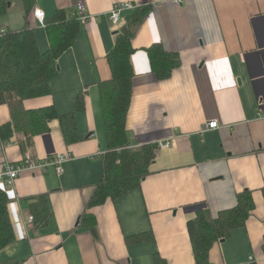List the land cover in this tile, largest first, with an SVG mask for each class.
Returning <instances> with one entry per match:
<instances>
[{
	"label": "crops",
	"instance_id": "0c3cea01",
	"mask_svg": "<svg viewBox=\"0 0 264 264\" xmlns=\"http://www.w3.org/2000/svg\"><path fill=\"white\" fill-rule=\"evenodd\" d=\"M79 1L94 17L80 23L75 43L59 57L51 93L24 100L27 110L74 112L78 139L67 143L57 118L45 132L0 139V173L26 152L71 156L62 173L51 166L16 179V198L8 203L14 238L0 248V264H157V257L161 264H197L188 221L203 209L218 217L237 206L245 190L255 207L244 226L213 244L209 264H249L251 256L264 264V120L258 116L264 109V0H34L28 25L41 52L51 46L47 27L57 11L75 17ZM119 2L137 8L113 24L110 11ZM36 8L45 12L43 22ZM140 8L147 14L132 39L126 128L131 146L158 148L138 187L91 205L110 151L100 83L112 76L107 55L116 33ZM26 24L22 2L0 16L6 29ZM155 43L181 59L166 79L151 68L147 49ZM78 95L84 97L80 110ZM212 119L220 127L203 130ZM10 121L9 105L0 103V126ZM41 197L50 218L30 222Z\"/></svg>",
	"mask_w": 264,
	"mask_h": 264
},
{
	"label": "trees",
	"instance_id": "16d2710c",
	"mask_svg": "<svg viewBox=\"0 0 264 264\" xmlns=\"http://www.w3.org/2000/svg\"><path fill=\"white\" fill-rule=\"evenodd\" d=\"M15 1L0 0V16L7 15ZM20 1L27 24L21 30L7 29L1 35L0 103L9 105L11 121L0 126V139H9L15 131L29 136L45 132L48 121L57 118L66 142H73L78 139L74 112L59 114L54 106L27 110L24 100L51 93V81L59 71L58 59L75 43L80 21L77 16L67 18L63 11H57L54 22L47 27L51 46L43 53L39 50L35 30L28 25L34 0ZM146 14L147 9L140 8L129 18L127 24L116 33L115 45L107 55L112 76L100 83V91L110 151L105 155V170L97 182L91 205L101 204L108 197L118 198L138 187L142 179L150 174V165L156 156L158 145L155 143L131 146L126 128L135 76L131 62L134 52L132 39ZM147 50L152 71L159 79L168 78L181 64L179 55L166 51L161 43H155ZM83 106L84 97L78 95L76 109L80 110ZM8 203L7 193L0 188V248L14 238ZM254 207L252 192L245 190L239 194L237 206L221 211L216 218L208 209L198 211L188 221L197 264H209L213 244L229 237L234 228L244 226ZM33 212L41 222L49 220L50 208L44 197L33 206ZM161 263L162 260L157 257V264Z\"/></svg>",
	"mask_w": 264,
	"mask_h": 264
},
{
	"label": "built area",
	"instance_id": "2783aa9c",
	"mask_svg": "<svg viewBox=\"0 0 264 264\" xmlns=\"http://www.w3.org/2000/svg\"><path fill=\"white\" fill-rule=\"evenodd\" d=\"M181 3L183 0H175ZM135 6L131 2H119L116 3L112 10L110 11V20L113 24H119L124 20L123 12L125 10L136 9ZM34 15L43 22L45 19V12L42 9L36 8L34 10ZM76 16L80 23H86L90 21L94 15L89 13L86 9L85 3L83 1H79L77 3V13ZM7 29L2 27L0 30V36L5 34ZM258 116L264 120V109H260L258 111ZM220 127V122L218 119H212L205 123L203 126V130L209 129H217ZM161 147H169V142H161ZM71 158L68 154L56 153L51 157H36L31 152H26L22 158V160L18 163H8L4 170L0 173V188L4 190L8 198H16L15 193V181L19 177V175L26 170H47L49 167L53 166L56 168L58 173H62L64 171L63 164ZM34 215L28 216V221L32 222L34 220ZM250 264H255L252 256L249 259Z\"/></svg>",
	"mask_w": 264,
	"mask_h": 264
},
{
	"label": "rangeland",
	"instance_id": "374dc122",
	"mask_svg": "<svg viewBox=\"0 0 264 264\" xmlns=\"http://www.w3.org/2000/svg\"><path fill=\"white\" fill-rule=\"evenodd\" d=\"M17 2H18L19 4H21V1H20V0H17Z\"/></svg>",
	"mask_w": 264,
	"mask_h": 264
}]
</instances>
